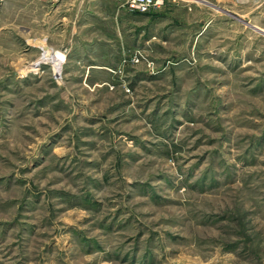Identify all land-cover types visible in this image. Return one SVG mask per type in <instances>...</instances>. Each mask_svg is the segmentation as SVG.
<instances>
[{"label": "rangeland", "instance_id": "1", "mask_svg": "<svg viewBox=\"0 0 264 264\" xmlns=\"http://www.w3.org/2000/svg\"><path fill=\"white\" fill-rule=\"evenodd\" d=\"M10 1L0 264H264L263 1Z\"/></svg>", "mask_w": 264, "mask_h": 264}, {"label": "crops", "instance_id": "2", "mask_svg": "<svg viewBox=\"0 0 264 264\" xmlns=\"http://www.w3.org/2000/svg\"><path fill=\"white\" fill-rule=\"evenodd\" d=\"M182 1L185 2L184 4H186L185 6L188 8V10H191L192 7L196 8L197 5H202L203 3L208 2L207 0H182ZM10 2H11L10 0H0V21L5 20V16L7 17V20H9L10 5H11ZM67 4H69L72 7L76 6L78 10L77 15H80V17L84 21L96 16V14H102L103 11L100 10L99 6L101 5L104 6L107 4L112 5V7H115V8L113 10L111 9L110 13L107 14V17L110 16L112 21L116 22L121 14L120 9L123 7V0H69L67 1ZM248 24L250 25V23ZM257 28H258V31L260 30L259 32L264 34V30L262 28L260 27H257Z\"/></svg>", "mask_w": 264, "mask_h": 264}, {"label": "built area", "instance_id": "3", "mask_svg": "<svg viewBox=\"0 0 264 264\" xmlns=\"http://www.w3.org/2000/svg\"><path fill=\"white\" fill-rule=\"evenodd\" d=\"M130 11L147 13L163 5L164 0H123ZM264 1V0H263Z\"/></svg>", "mask_w": 264, "mask_h": 264}, {"label": "bare ground", "instance_id": "4", "mask_svg": "<svg viewBox=\"0 0 264 264\" xmlns=\"http://www.w3.org/2000/svg\"><path fill=\"white\" fill-rule=\"evenodd\" d=\"M241 1H246V0H241ZM42 43V42H41ZM43 45V44H42ZM43 58V60H50L51 61V58H50V56H48V55H46V56H44V57H42ZM53 60H55V59H53ZM40 62V61H39Z\"/></svg>", "mask_w": 264, "mask_h": 264}]
</instances>
